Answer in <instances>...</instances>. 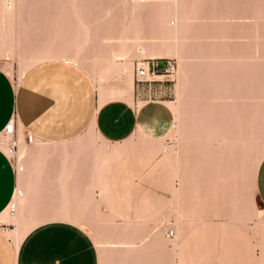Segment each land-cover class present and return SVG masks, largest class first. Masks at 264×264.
Listing matches in <instances>:
<instances>
[{
    "label": "rangeland",
    "instance_id": "rangeland-1",
    "mask_svg": "<svg viewBox=\"0 0 264 264\" xmlns=\"http://www.w3.org/2000/svg\"><path fill=\"white\" fill-rule=\"evenodd\" d=\"M53 60L128 103L154 63L139 93L174 122L121 145L2 134L24 167L0 217L19 264H264V0H0V66L17 83Z\"/></svg>",
    "mask_w": 264,
    "mask_h": 264
},
{
    "label": "crops",
    "instance_id": "crops-1",
    "mask_svg": "<svg viewBox=\"0 0 264 264\" xmlns=\"http://www.w3.org/2000/svg\"><path fill=\"white\" fill-rule=\"evenodd\" d=\"M141 86L137 85L135 96L133 89L132 103L107 102L100 98L90 76L75 64L46 61L28 70L17 83L0 66V136L15 119L16 131L22 129L52 145L76 140L91 128L116 145L138 138L162 141L170 133L174 112L164 101L143 102L139 90L147 88ZM151 86L150 96L157 91ZM18 179L14 161L0 147V217L16 196ZM257 194L264 205V159L257 175ZM0 264H19L14 243L1 227Z\"/></svg>",
    "mask_w": 264,
    "mask_h": 264
},
{
    "label": "built area",
    "instance_id": "built-area-1",
    "mask_svg": "<svg viewBox=\"0 0 264 264\" xmlns=\"http://www.w3.org/2000/svg\"><path fill=\"white\" fill-rule=\"evenodd\" d=\"M152 64V66H150ZM173 68V67H172ZM158 66L154 63H148V66L146 67L145 64L138 63L136 65L135 69V79L137 85H141L144 83H152L154 82V79L151 80L149 78L151 77H157L158 73ZM6 137H14L16 134V120L12 119L6 126L4 133ZM14 149V148H13ZM11 152V151H10ZM16 175L18 176L21 172L24 171V167H22L19 164L15 165ZM12 204V203H11ZM11 206V205H10ZM10 212H13V209L11 207ZM175 235V232L171 231L169 232V236L173 237Z\"/></svg>",
    "mask_w": 264,
    "mask_h": 264
},
{
    "label": "bare ground",
    "instance_id": "bare-ground-1",
    "mask_svg": "<svg viewBox=\"0 0 264 264\" xmlns=\"http://www.w3.org/2000/svg\"><path fill=\"white\" fill-rule=\"evenodd\" d=\"M110 39H111V38H110ZM104 42H105V41H104ZM106 42H107V41H106ZM110 43H111V42H110ZM114 43H115V42H114ZM107 67H108V66H107ZM120 67H121V66H120ZM112 69H113V67H112ZM112 69H111V70H112ZM106 70L109 71L110 68H106ZM124 70H125L126 72H131V71H132V65H131V66H130V65H125V66H124ZM26 71H27V70H26ZM26 71H25V72H26ZM112 71H113V70H112ZM112 71H111V72H112ZM125 71H124V72H125ZM111 72H110V73H111ZM107 73H108V72H107ZM119 73H120V71H119ZM105 74H106V73H105ZM105 74H104V75H105ZM125 74H126V73H125ZM102 75H103V73H102ZM125 94H126V93H125ZM125 94H123V95H125ZM131 94H133V93H131ZM130 96H131V95H130ZM128 97H129V95H128ZM131 97H132V96H131ZM125 98H126V96H125ZM125 98H123V99H125ZM127 99H128V98H127ZM129 99H130V98H129ZM102 101H104V99H102ZM7 138H11V139H12V137H7ZM11 139H10V140H11ZM8 152H9V151H8ZM263 209H264V208H263ZM175 232H176V231H175Z\"/></svg>",
    "mask_w": 264,
    "mask_h": 264
}]
</instances>
